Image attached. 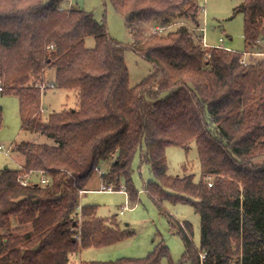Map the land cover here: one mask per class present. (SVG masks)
Listing matches in <instances>:
<instances>
[{
	"label": "trees",
	"instance_id": "16d2710c",
	"mask_svg": "<svg viewBox=\"0 0 264 264\" xmlns=\"http://www.w3.org/2000/svg\"><path fill=\"white\" fill-rule=\"evenodd\" d=\"M105 1L125 18L131 48L154 65L134 87L128 47L111 36L105 19L66 0H0L1 91L19 96L23 129L53 139L16 143L22 165L0 172L1 264H70L85 248L131 237L133 230L99 217L97 205L82 204L81 193L110 162L104 183L125 189L136 203L132 174L139 150L156 177L145 191L161 210L165 200L189 202L201 217L200 246L191 223L172 219L186 244L183 262L264 264V56L250 54L244 62L253 51L206 49L200 0ZM234 12L244 13L248 49H262L264 0H244ZM183 17L192 19L197 35L187 25L169 28ZM141 24L168 30L147 33ZM89 37L93 47H87ZM50 87L76 90L78 106L44 118L42 95ZM193 141L201 179L169 174L167 147ZM41 171L49 183L22 184V177L39 179ZM165 259L173 264L161 241L144 258L86 264Z\"/></svg>",
	"mask_w": 264,
	"mask_h": 264
},
{
	"label": "rangeland",
	"instance_id": "374dc122",
	"mask_svg": "<svg viewBox=\"0 0 264 264\" xmlns=\"http://www.w3.org/2000/svg\"><path fill=\"white\" fill-rule=\"evenodd\" d=\"M244 0H200L203 11L199 16L201 26L205 29V40L209 46H223L228 49L246 52L249 51L244 36V13H235V7ZM67 5H77L94 17L102 21L105 19L109 32L113 38L128 47L126 60L130 71V83L134 87L154 71V65L137 52L131 45L134 37L125 18L120 15L112 3L105 0H66ZM170 29H177L187 25L197 35L198 31L192 19L181 18L174 21ZM157 25L148 26L141 24L140 27L147 33L154 32ZM168 30V29H167ZM200 32V31H199ZM223 38V40H221ZM262 50L254 48L250 51H260L264 56V26L260 36ZM95 45L94 37L87 39V47ZM208 49L209 47H205ZM247 53V52H246ZM245 53V54H246ZM251 55H247L249 58ZM255 58L260 57L253 55ZM54 69L46 70L47 79L54 76ZM38 81V82H37ZM31 82L41 83L33 77ZM79 104L76 90H68L50 87L42 95V113L44 118L54 111H62L77 107ZM0 106L3 108V123L0 128V172L6 166L11 168L20 167V155L15 152L16 143L24 140L38 143H52L53 139L43 133L22 128L21 102L18 95L4 93L0 90ZM145 151V150H144ZM142 150H139L133 162V182L139 191V199L135 203L129 198L125 189L114 191L99 190L104 183V173L111 167L106 163L103 171H97L87 186L88 191L81 193L82 204L97 205V215L120 227L122 230L131 229L134 234L118 243L105 247L85 248L70 257V264H86L90 261H112L122 257L144 258L161 241L170 249L173 264H191L183 262L186 253V244L178 233L177 226H173V217L181 222H189L193 226L192 239L196 246L201 242V217L189 202H172L165 200V210L155 203L145 191V185L150 180H155L150 163L143 161ZM168 172L174 176H184L187 173L195 175L199 181L202 176L201 161L198 147L195 141L188 146L170 145L166 150ZM172 216V217H171ZM174 219V220H175ZM26 227L23 229L25 230ZM28 229V227H27ZM26 229V230H27ZM169 259L164 264H169ZM1 264V260H0Z\"/></svg>",
	"mask_w": 264,
	"mask_h": 264
},
{
	"label": "built area",
	"instance_id": "2783aa9c",
	"mask_svg": "<svg viewBox=\"0 0 264 264\" xmlns=\"http://www.w3.org/2000/svg\"><path fill=\"white\" fill-rule=\"evenodd\" d=\"M154 28L156 29V31H154V32H166L167 31L166 27H162L160 25H157ZM202 30L204 31V38H203V41H202L203 42V46L204 47H210L206 43V40H205V29L203 27H202ZM221 40H223V38H221ZM250 54L259 55V54H261V52H247L244 55V57H243V61L244 62L248 61L247 60V55H250ZM0 90H2V87H0ZM0 150H3V146L2 145H0ZM98 171H100V170H98ZM40 174H41L40 178L39 179H35V180L32 178L31 174L30 175H26V176L21 178V182L24 185H29V184H31L34 181H38V182H40L42 184H47V183L50 182V178L45 176L43 171H41ZM99 190H101V191H114V187L112 185H107V184L103 183V184H101V187H100ZM82 193H84V191H82ZM202 257L205 258V255L203 254Z\"/></svg>",
	"mask_w": 264,
	"mask_h": 264
},
{
	"label": "crops",
	"instance_id": "0c3cea01",
	"mask_svg": "<svg viewBox=\"0 0 264 264\" xmlns=\"http://www.w3.org/2000/svg\"><path fill=\"white\" fill-rule=\"evenodd\" d=\"M201 22V21H200ZM263 47V46H262ZM250 50H252L251 48H250ZM260 50H262V49H260ZM54 74V73H53ZM53 78V75H51V78L50 79H52ZM20 163H21V165H22V161L20 160ZM20 165V166H21ZM85 193V192H84Z\"/></svg>",
	"mask_w": 264,
	"mask_h": 264
},
{
	"label": "water",
	"instance_id": "95a60500",
	"mask_svg": "<svg viewBox=\"0 0 264 264\" xmlns=\"http://www.w3.org/2000/svg\"><path fill=\"white\" fill-rule=\"evenodd\" d=\"M8 166H6L5 168H7Z\"/></svg>",
	"mask_w": 264,
	"mask_h": 264
}]
</instances>
